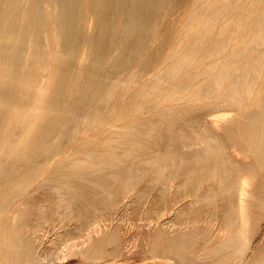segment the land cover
Returning a JSON list of instances; mask_svg holds the SVG:
<instances>
[{"label":"bare ground","instance_id":"bare-ground-1","mask_svg":"<svg viewBox=\"0 0 264 264\" xmlns=\"http://www.w3.org/2000/svg\"><path fill=\"white\" fill-rule=\"evenodd\" d=\"M150 199L184 217L147 213L140 259L92 226ZM41 251L264 264V0H0V264Z\"/></svg>","mask_w":264,"mask_h":264},{"label":"rangeland","instance_id":"rangeland-1","mask_svg":"<svg viewBox=\"0 0 264 264\" xmlns=\"http://www.w3.org/2000/svg\"><path fill=\"white\" fill-rule=\"evenodd\" d=\"M198 129H199V131H200V128H198ZM154 199H155V198H153V200H154ZM150 200H151V201L148 200L150 205L148 204L147 200H146L145 202H146L148 205H147V204H144L145 202L142 201L143 204H141V205H142V206L144 205V206H145V207H144L145 209H144L143 207H141V205H140L138 202H136L137 205L135 204V202H134V204H133V203H130V202H126V203L124 202V204H123V203H121V204L118 203V204H119V208H120V206H123L124 208L122 207V208L119 209L118 206H116V205H118V204H116V205L113 206V208H114V209H115L116 207H117V208H116V210H113V208H112V211H113V212H112L111 210L109 211V209H99V210L97 211V214H96L97 216L99 215V216H98V219H99V220H98V219H95L96 217H93V216H92V218H93L92 220H91L90 218H87V219H88V220H89V219L91 220V222H92V226L97 225V223H98V225H102V224L111 225V224H112V226H115V227H118V228H119V226H120V232H121L122 236H123L124 238L126 237L124 240L127 239V240L125 241V242H126V245H127V243L130 244V245H128V246H129V247H132L133 250H134V252H138V254L133 253V254H135V256H134V255L132 254L133 250H131L129 247L127 248V246L125 245V247L127 248V251H128V252H125V251H126V248H125V249L123 250V255H124V254H127V255H128L129 252H131V254H129V255L134 256V259H140V257H142V256L144 255L143 251H141V246H142V245H140L141 242H142L141 244H143V239H145V236H142V235L145 234L144 231H145L147 228H148V231H149V226H147V225H146V226L143 225L142 222H141V220H142L143 222L145 221V224H146L147 222H149V219H150V220L153 219V218L150 217L151 214H153V215L156 216V217L159 216L160 218L158 217V218H159V219L157 218L158 220H156V217H155V220H152V222H153V223L155 222V223H157V224L163 222V223L166 224V226H165V224L162 223V225L164 226V228L168 227V229H167V228H166V229H167L168 231H170V230H171L170 227L172 228L173 225L179 223L178 220L180 221V220L182 219V216L184 217L183 214H182V216L180 215L181 217H179V216L176 214V211H177V210H176V211L174 210V209H176V208H175L176 206H175L174 204H172V203H170V205H169V201H165V202L163 203V202L157 200V201L159 202V203H158V202L155 200L156 202H155V205H154V202H152L153 200H152V199H150ZM127 203H128V205H127ZM140 203H141V201H140ZM151 203L154 205V208L152 207L153 205H152ZM156 203H157V204H156ZM160 203H162V204H160ZM125 204L127 205L126 207H125ZM131 204H133L134 206L131 205ZM159 204H160L162 207H159V206H160ZM171 204H172V206H171ZM129 205H131V207L133 206L134 209L136 208V209L138 210V211H136V209H135V210L133 209V210L135 211L136 214H135V213H134V214H133V213H132V214L129 213L130 210H131L132 212H134V211L132 210L133 207L130 209V208H129V207H130ZM139 205H140V208H139ZM173 205H174L175 207H173ZM115 206H116V207H115ZM128 206H129V207H128ZM135 206H136V207H135ZM147 206H148V208H147ZM127 207H128V209H127ZM125 208H126L127 210H125ZM149 208H150V209H149ZM129 209H130V210H129ZM141 209H142V210H141ZM157 209H158V210H157ZM184 209H185V208H184ZM184 209H182V210H184ZM106 210H108V211H106ZM120 210L122 211V214H124L123 216H125V215L128 216V217L125 216L126 219H123V218H125V217H123L122 214H121V215L119 214V213H121ZM124 210H125V212L123 213ZM128 210H129V212H128L129 214L127 213ZM150 210H151V211H150ZM153 210L155 211L154 213L157 214V215H155V214L152 212ZM115 211H119V212H115ZM148 211H149V212H148ZM158 211H159L160 214H159V213H156V212H158ZM160 211H162V213H161ZM163 211H164L165 214L163 213ZM105 212H106V214H105ZM110 212H111V214H113V215H115V214L117 213L116 216H115V217H116V221H115V217L112 216V215L110 214ZM140 212H141V214H140ZM142 212H143V213H142ZM168 212H169V213H168ZM107 213H108V214H107ZM114 213H115V214H114ZM125 213H126V214H125ZM137 213H139V214L142 215L143 217L140 216L139 214H138V216H136ZM147 213H149L150 215H146ZM167 213H168V214H167ZM170 213H171L172 216L170 215ZM109 214H110L111 216H110ZM144 214H145V215H144ZM158 214H159V215H158ZM162 214H163V216H165L166 218H165V217L163 218V216H162V218H163V219H162V218H161V215H162ZM180 214H181V213H180ZM106 215H108V216H106ZM129 215H130V216L132 215V216L130 217ZM133 215L135 216L134 218H136V217H139V218H136V219L134 220V219H133ZM166 215H168V217H167ZM169 215H170V216H169ZM101 216H102V217H101ZM119 216H120V218H119ZM121 216H122L123 218H122ZM144 216L146 217V220L144 219V218H145ZM148 216H149V219L147 218ZM151 216H152V215H151ZM177 216H178V217H177ZM58 217H60V216H57V218H56V217L53 218V220H54V223H55V220L57 219L56 222L58 221L59 223H55V224H53V220H51V221H52V225H54V226L56 225L55 228H59V227L61 228V226H62L63 223H64V224H65V223L68 224V225L65 224L66 226H64V224H63V227H66V228L70 225V227L67 228V230L72 231V228H71V227L75 228L76 225H75V226H73V225H74V223H75L76 221H74L75 219H73L72 217H71L72 220H71L70 217H69L70 220H69L68 217H65L67 220H64V219H65V218H64L62 221H61V219H62L63 217H62V218L60 217V218H61L60 220H59ZM106 217H107V218H106ZM109 217H110V218H109ZM140 217H141V219H140ZM103 218H104V219H103ZM112 218L114 219V222H113V219H112ZM117 218H119V219H117ZM121 218L123 219V221L125 222V224H124V222L122 221ZM127 218H130L131 223H130V220H128ZM110 219H111L112 221H111ZM132 219H133V220H132ZM143 219H144V220H143ZM171 219H172V220H171ZM88 220H87V221L85 220L86 223L88 222ZM117 220H118L119 222H118ZM126 220H128V221L126 222ZM139 220H140V221H139ZM163 220H164V221L167 220L169 223H168L167 221L164 222ZM60 221H61V223H60ZM63 221H64V222H63ZM65 221H67V222L69 221V223H67V222H65ZM94 221H95L96 223H95ZM97 221H98V222H97ZM109 221H110V222H109ZM138 221H139V222H138ZM157 221H158L159 223H158ZM161 221H162V222H161ZM73 222H74V223H73ZM91 222L89 221L88 223L91 224ZM108 222H109V223H108ZM120 222H121V223H120ZM122 222H123V223H122ZM132 222H134V224H133ZM135 222H137V223H135ZM171 222H172V223H171ZM173 222H174V223H173ZM99 223H101V224H99ZM115 223H116V224H115ZM119 223H120V224H119ZM138 223L141 224V225H139ZM149 223H150V222H149ZM167 223H168L169 225H168ZM170 223L173 224V225L171 226ZM57 224H58V225H57ZM59 224H60L61 226H60ZM126 224H127V227H126ZM129 224H133V225H130V226H129ZM135 224H138L139 227L141 226V227H140L141 229H142V227L144 226V227H143L144 229L141 230V229H140L137 225H135ZM134 225H135L136 227H135ZM142 225H143V226H142ZM154 225H155V224H154ZM50 226H51V225L48 226L49 229H50ZM57 226H59V227H57ZM128 226H129L130 228H129ZM132 226H133V227H132ZM48 227H45V229H43V230H44V233H45V234H44V237H45L46 235H48V237L46 236L45 239H44V237H43V232H42V234L40 233V234L42 235V238H43L45 241H47L46 244H47V243L49 244V242H51V243H50L51 245H52V243H56V244H55V245H56L55 248H56V247H58V248L60 247L61 249L65 248L64 246H63V248H62V245H64V244L66 245V243H68V242L65 243V242H62V241H58V240L54 239V238H55L54 236H53V238H51V237H52V234L49 232L48 229H46V228H48ZM51 227H53V226H51ZM131 227H132V229H134V227H135L134 230H135V231H138V232H136L137 235H136L135 231H132V230H131ZM60 228H59V229H60ZM66 228H63V229H66ZM121 228H122V229H121ZM137 228H138L141 232L143 231L144 233L142 232L143 234H142V233L140 234V232H139V230H138ZM125 229H126V230H125ZM169 229H170V230H169ZM45 230H46L47 232H46ZM122 230H124V231H122ZM73 231H75V230L73 229ZM73 231L71 232L72 234H73ZM127 231H129V232L132 233V234H130L129 232L127 233ZM148 231H146V232H148ZM122 232H123V233H122ZM124 232H125V233H124ZM47 233H49V234H47ZM74 233H75V232H74ZM129 234H130L131 236H130ZM138 234H140V235L138 236ZM124 235H125V236H124ZM49 236H50L51 239L49 238ZM70 236H71V235H69L68 237L70 238ZM72 236H73V235H72ZM74 236H75V235H74ZM136 236H137V237H136ZM68 237H67V238H68ZM129 237H131L132 239L129 238ZM141 237H142V238H141ZM46 238H48V239H46ZM139 238H141V239H139ZM129 239H130V240H129ZM135 239H136V240H135ZM128 240L130 241V243H129ZM133 240H134V242H133ZM141 240H142V241H141ZM64 241H65V240H64ZM135 241H136V242H135ZM58 242H59V244L61 243V245H59ZM131 242H132L133 244H131ZM62 243H63V244H62ZM134 243H135L136 245H135ZM50 244H49V245H50ZM57 245H59V246H57ZM139 245H140V248H139ZM52 246L54 247V244H53ZM129 249H130L131 251H129ZM44 252L47 253L45 250H44ZM44 252L41 251L42 254L40 253L42 257L46 256V257L43 258V259H44V261H43L44 263L42 262V264H74L75 261H76L74 258H68V257H66V258L69 259V260H67L66 258H64V260H59L60 262L57 263L55 260L52 259V258H54V257H52V256L50 257L48 254H47V255H44V254H45ZM139 252H140V253L142 252L141 255H140ZM136 255H137V256H136ZM138 255H139V256H138ZM146 255H147V254H146ZM47 257H48V258H47ZM49 257H50V260H49ZM46 258L49 260V262H48V260H47ZM45 259H46V260H45ZM54 259H55V258H54ZM51 260H52V261H51ZM65 260H66V261H65ZM45 261H46V263H45ZM54 261H55V262H54ZM61 261H62V262H61ZM64 261H65V262H64Z\"/></svg>","mask_w":264,"mask_h":264}]
</instances>
